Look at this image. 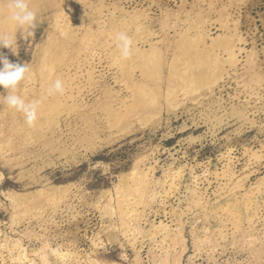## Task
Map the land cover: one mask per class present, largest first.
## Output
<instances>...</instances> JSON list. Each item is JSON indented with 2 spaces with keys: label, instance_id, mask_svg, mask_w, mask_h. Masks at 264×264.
Instances as JSON below:
<instances>
[{
  "label": "rangeland",
  "instance_id": "obj_1",
  "mask_svg": "<svg viewBox=\"0 0 264 264\" xmlns=\"http://www.w3.org/2000/svg\"><path fill=\"white\" fill-rule=\"evenodd\" d=\"M30 7L34 35L0 26L18 55L0 53L30 68L18 94L40 101L29 127L0 86V264H264V0ZM193 22L235 62L194 89L142 81L135 47L180 57ZM57 78L65 93L48 96Z\"/></svg>",
  "mask_w": 264,
  "mask_h": 264
},
{
  "label": "bare ground",
  "instance_id": "obj_2",
  "mask_svg": "<svg viewBox=\"0 0 264 264\" xmlns=\"http://www.w3.org/2000/svg\"><path fill=\"white\" fill-rule=\"evenodd\" d=\"M43 1H48V0H43ZM188 15H190V14H188ZM197 15L199 17H203L202 12H198ZM168 16H171V14L170 15L168 14ZM225 16L226 15H224V17ZM10 22H11V20L9 19V14H8V9H7V0H0V26L3 27L4 25H6L7 23H10ZM224 22H225V20H224ZM163 23L166 24L168 22L166 20H164ZM194 28L197 29L195 23L193 22V25H190L187 29H185L184 32L181 33L180 42L178 43V48L176 46V48L178 50H180V54H179V55H181L180 57L177 56L178 53L177 54L173 53L174 56L169 57L168 53L163 51V49H160L159 47L156 48L154 46H151V49L149 48L147 51H143V50L139 49L138 47H135L136 57L134 59H132V61H134V62L137 61L138 64L139 63L141 64V67L140 66L139 67L144 69V71L142 73V77H144V79L143 80L141 79V80L142 81L145 80L146 82L147 81L149 82V79H151V81L155 80L156 83H153L154 81H152V83L155 84V86H156L155 88H157V89L159 88V90L161 87L164 88V86H166L168 91H174L176 88L178 89L180 87H186V88L190 87V88L194 89V87L196 88V86H198L202 82L204 77H207V78L210 77L211 81L215 80L218 77L219 72L223 70L226 62L233 64V61L235 59L234 58V56H235L234 52L235 51L233 50V46H232L233 44L231 43L230 40L226 43H223V40L216 42V43H211V47H212V49H211L212 52H211V50L207 49L210 46H207V44H206V36L204 35V33H202L200 30H198L200 32H196V33H194V35H192V30ZM89 39H90V35H89ZM90 42H92V41H90ZM223 52L228 53L227 59H225L223 57V55H221ZM123 61L125 63L126 60H123ZM116 62L118 64V61H116ZM124 63H122V65L126 64V63L125 64ZM137 67H138V65H137ZM131 71H134V70L133 69L130 70L126 67V69H123V71H121V72H123V74L126 76V78L127 77L131 78V76H133ZM137 84H138V82H137ZM144 86H145V84H144ZM159 92H161V91H159ZM159 92H157V93H159ZM137 93H134V94H137ZM139 93H138V96H139ZM141 94H142V92H141ZM153 94H154V92H153ZM165 95H166V93H165ZM157 97L159 98V96H157ZM54 98L56 99V96ZM144 100H146L145 97H144Z\"/></svg>",
  "mask_w": 264,
  "mask_h": 264
},
{
  "label": "clouds",
  "instance_id": "obj_3",
  "mask_svg": "<svg viewBox=\"0 0 264 264\" xmlns=\"http://www.w3.org/2000/svg\"><path fill=\"white\" fill-rule=\"evenodd\" d=\"M9 19L20 29H24L27 36L34 35L32 29L37 25V12L30 7V0H7ZM139 31V29H137ZM116 48L120 58L129 60L134 54L133 38L125 31L117 32L114 36ZM0 48H8L14 55H18V48L14 34L0 32ZM30 68L27 64L14 63L6 55L0 53V86L7 94L2 98L8 108L22 114L24 122L34 127L38 120L39 100L27 101L18 94L20 83L26 79ZM65 86L63 80L57 78L47 89V95H63Z\"/></svg>",
  "mask_w": 264,
  "mask_h": 264
}]
</instances>
